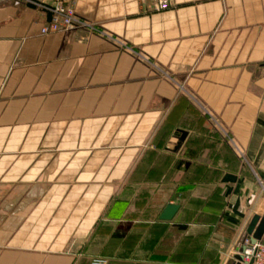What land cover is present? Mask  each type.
<instances>
[{"label":"crops","instance_id":"0c3cea01","mask_svg":"<svg viewBox=\"0 0 264 264\" xmlns=\"http://www.w3.org/2000/svg\"><path fill=\"white\" fill-rule=\"evenodd\" d=\"M34 2L0 1V264H247L264 0H69L129 48Z\"/></svg>","mask_w":264,"mask_h":264},{"label":"built area","instance_id":"2783aa9c","mask_svg":"<svg viewBox=\"0 0 264 264\" xmlns=\"http://www.w3.org/2000/svg\"><path fill=\"white\" fill-rule=\"evenodd\" d=\"M6 1V0H0ZM34 2L33 0H23ZM157 9H167L170 6L169 0H155ZM43 9L52 13V19L47 22L41 29L42 33L56 32L66 30L72 27H87L91 31L99 33L102 36L110 38L122 46L129 48L123 40L112 36L107 31L95 26L88 20L78 15L74 6L69 0H39L34 2ZM165 76L170 77L166 72H162ZM183 88V86H181ZM206 113L207 110H205ZM244 251L243 256L247 264H264V237L261 240L252 242L249 237L243 240ZM106 260H98L97 264H106Z\"/></svg>","mask_w":264,"mask_h":264},{"label":"water","instance_id":"95a60500","mask_svg":"<svg viewBox=\"0 0 264 264\" xmlns=\"http://www.w3.org/2000/svg\"><path fill=\"white\" fill-rule=\"evenodd\" d=\"M48 18L52 19V13L48 11ZM184 138V135L182 136V139ZM180 205L177 203H170L167 204L160 214L161 220H172L174 215L179 210ZM247 233L251 239L252 242H255L257 240H261L264 237V215L255 214L248 227H247ZM241 251H244V247H242ZM240 259L243 257L240 256Z\"/></svg>","mask_w":264,"mask_h":264}]
</instances>
